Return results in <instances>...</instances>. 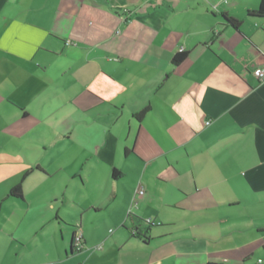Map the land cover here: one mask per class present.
<instances>
[{
	"label": "crops",
	"instance_id": "crops-1",
	"mask_svg": "<svg viewBox=\"0 0 264 264\" xmlns=\"http://www.w3.org/2000/svg\"><path fill=\"white\" fill-rule=\"evenodd\" d=\"M258 3L0 0V230L15 264L46 243L53 258L36 264H264ZM138 188L130 215L155 226L131 221L111 253L70 248L77 227L88 243L84 214L122 223Z\"/></svg>",
	"mask_w": 264,
	"mask_h": 264
},
{
	"label": "rangeland",
	"instance_id": "rangeland-1",
	"mask_svg": "<svg viewBox=\"0 0 264 264\" xmlns=\"http://www.w3.org/2000/svg\"><path fill=\"white\" fill-rule=\"evenodd\" d=\"M134 207L127 208L125 210V214L122 216H120V213H118L120 218L123 219L122 223H116L115 216H117V214L111 213V209L107 207L99 213H93L91 211L89 213L84 214L82 216V223L84 224H82V227L84 229V233L88 238V243L86 244V247L84 246L86 252L92 255L95 248L102 247V253H111V249L118 250L123 246L127 247L125 246V244L128 241L129 232L132 230L130 226L131 221H138L139 224L137 222L136 224L138 226H141V230L145 228V226L152 227L158 223V219L152 220V218H149V216L139 217L135 214H133V216L130 215L131 211L134 210ZM119 211L120 210H118V212ZM135 217H138V219ZM70 219H72V221H74L75 223L78 222L77 216L71 217ZM29 221V218L27 220L24 217L21 218V222L23 224ZM0 228L9 231L10 225L5 222L2 218H0ZM8 238L9 234L0 230V264H15L16 262L15 259L17 258V251L13 245H9ZM38 238H40V235H38ZM31 245V242H28L26 249L30 250ZM46 247L47 250H44L43 253L37 254L35 252H32L29 256L24 259V261L30 264H36L46 259H52L53 251L51 248V244L46 243ZM159 249V246L153 245L150 249L151 254L155 252L158 253ZM77 256L80 255H74V257ZM79 259L81 263L85 261L84 257H79ZM110 259L113 262L117 258L115 257V255H113ZM50 262L51 264H54L53 260H51Z\"/></svg>",
	"mask_w": 264,
	"mask_h": 264
},
{
	"label": "trees",
	"instance_id": "trees-1",
	"mask_svg": "<svg viewBox=\"0 0 264 264\" xmlns=\"http://www.w3.org/2000/svg\"><path fill=\"white\" fill-rule=\"evenodd\" d=\"M247 17L264 18V0H259V3L257 5V7L254 10L247 12ZM222 18L233 29H238L239 28L240 21L235 20V19H233L231 17H226V16H222ZM185 57H186V53L185 52H181V53L176 54L173 57L172 61H171L172 65H174V66L179 65L180 63H182V61L185 59ZM144 113H145V110L141 111L140 113L135 115V118L140 121L142 119ZM129 152H130V150H128L127 148L124 149V155L125 156L128 155ZM30 171L31 170H29V171L24 173V175L22 177V180L30 173ZM111 177L113 179H118V178L121 177V173L116 171V170H112ZM9 195L11 197H15V198L21 199L22 198L21 183H19L18 185L14 186L10 190ZM83 246H84V243H83ZM70 248L74 249L72 244L70 245ZM207 264H222V263H207Z\"/></svg>",
	"mask_w": 264,
	"mask_h": 264
},
{
	"label": "built area",
	"instance_id": "built-area-1",
	"mask_svg": "<svg viewBox=\"0 0 264 264\" xmlns=\"http://www.w3.org/2000/svg\"><path fill=\"white\" fill-rule=\"evenodd\" d=\"M224 3H228L229 0H222ZM178 52L181 53L183 52V48H179ZM253 75L259 80L262 81L264 80V70L262 68H256L253 70ZM209 122H205V125H208ZM144 194V190L142 188H138L135 192V198L133 199L132 207L136 206L137 202L136 199L137 197L141 196ZM72 245L73 248L76 251H80L84 248L83 246V239L82 235L80 233L79 227L76 228L75 232L73 233L72 237ZM97 250L101 249V247H97ZM260 263V261H258Z\"/></svg>",
	"mask_w": 264,
	"mask_h": 264
}]
</instances>
